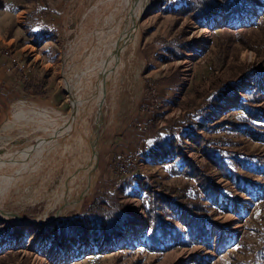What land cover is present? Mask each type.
<instances>
[{
	"label": "rangeland",
	"instance_id": "obj_1",
	"mask_svg": "<svg viewBox=\"0 0 264 264\" xmlns=\"http://www.w3.org/2000/svg\"><path fill=\"white\" fill-rule=\"evenodd\" d=\"M108 1L0 0V121L31 114V104L40 108L26 118L32 126L27 136L7 140L0 131V162L14 167L37 146L44 121L65 123L75 110L81 117L78 126L86 124L100 151L79 196L66 195L59 205L53 204L52 192L67 181L64 167L16 179L11 200L0 202V264H264V200L255 201L261 190L246 186L249 195L236 183L238 176L264 185V130L255 127L264 128V38L258 28L225 30L255 24L264 13V0H242V12L220 10L200 21L172 14L181 0H152L138 23L140 38L131 63L118 69L110 90L97 101L80 93L74 106L78 73L90 61L89 40L111 22L103 18ZM114 1L118 10L122 0ZM243 37L250 41L243 44ZM171 43L176 55L167 52ZM244 108L254 110L259 122ZM231 111L240 130L218 127ZM246 130L260 136L241 133ZM159 137L173 138L172 152L152 161L147 155ZM207 148L213 157L206 155ZM181 158L195 166L193 178L180 174ZM215 165L224 167V174ZM166 187L186 189L184 194L204 209L194 214L183 200L170 196L180 244L156 252L148 241L143 205L145 193L167 196L161 189ZM97 200L108 204L101 210L128 208L130 219L115 237L96 242L90 231L59 247L41 236L46 227L84 214ZM57 212L60 217L47 222ZM191 220L192 232L187 227ZM195 238H210L211 249Z\"/></svg>",
	"mask_w": 264,
	"mask_h": 264
},
{
	"label": "bare ground",
	"instance_id": "obj_2",
	"mask_svg": "<svg viewBox=\"0 0 264 264\" xmlns=\"http://www.w3.org/2000/svg\"><path fill=\"white\" fill-rule=\"evenodd\" d=\"M151 1L152 0H122L118 10L116 9L117 4H115L114 0L108 1V5L103 12V14L107 15V17L103 15V18L111 22L109 23V26L107 25L106 27L105 25L104 29L101 28L97 32L95 35V40H89V42L92 44L91 52L93 54L94 51L96 56H91L90 52L88 54L90 57L89 64H87L86 67L82 66L83 68H81L80 72L78 73V80L80 81H78L79 84L76 83L77 87L74 91L76 93L72 92V105H76L75 102L78 98L77 95L80 93L84 94L82 97L87 94L86 97L90 102L97 101L100 94L107 92L113 84L112 77L118 72V69L127 63H131L130 61H132L131 58L135 52L134 50H137L136 48H138L137 41L140 38H138V23L148 10ZM103 18L100 17V19ZM94 19L96 20L97 16H94ZM127 67H129V65H127ZM129 73H131V71ZM79 97L80 99L82 98L81 96ZM81 105L84 104L81 103ZM35 107L37 106L31 104L28 110H31L32 113L28 114L27 116L25 114L18 120L12 121L11 118H3L0 121V131L4 132L5 136H7V140L22 138L31 133V124L26 125L25 123L28 121V119H26L27 117H35V115L38 114L35 111ZM76 111L77 110H75L74 118H72L73 115H71L69 116L70 118H68L67 121L62 124H60L61 122H59V120L57 121L59 122L58 125H50V123L48 124L49 121L47 123L44 121V125H41L44 126L43 128L45 129L44 135L41 137V139H39L37 146L34 148L32 147L33 149L27 152V154L25 153L24 157H21V159L17 160L16 162L14 161V167L10 166L11 161H9L10 164L4 163V161L0 162L2 163L1 169L3 168V170H5L3 173H1V176L3 177L0 178V194L4 195L2 196L3 198H0V202H6L7 199L11 200V197H9L11 194L10 190L11 186L15 184L16 179H27L38 175L41 172H46L48 169L50 172H54L57 171L58 167L61 166L65 168L62 178L63 180L67 179V181L64 182L60 187H56L58 188L56 192H52L54 193L53 204L55 206L59 205L66 195L72 196L76 194L79 196L81 189L80 187L83 185L85 178L88 177L92 172L95 163L98 162L100 151L98 152L99 147L95 140L90 138L85 122L84 127L82 126V123L78 126V122L81 117L79 115L80 118H78V112ZM46 118L48 119L49 117ZM56 139L59 141L57 142ZM55 146L56 148H53ZM53 156L55 159H58V163L56 160H53L56 161L57 164H54L53 161L51 162ZM50 172L47 175V178H52V176H54L50 175L52 173ZM6 175L8 176L4 177ZM44 192L46 193L47 191L45 190ZM12 200L14 199L12 198ZM0 219H2L1 216Z\"/></svg>",
	"mask_w": 264,
	"mask_h": 264
},
{
	"label": "trees",
	"instance_id": "obj_3",
	"mask_svg": "<svg viewBox=\"0 0 264 264\" xmlns=\"http://www.w3.org/2000/svg\"><path fill=\"white\" fill-rule=\"evenodd\" d=\"M243 1L242 0H181V5L179 8L172 11L173 15L176 16H189L194 21L206 20L216 15L220 10H224L226 13L233 12L234 14H238L243 11ZM260 29L263 38H264V13H262L257 22L248 26L247 28H235L233 30L226 29L232 32H241L243 30L249 29ZM250 41L249 39H245L243 37L242 43L246 44V41ZM45 42L44 40L40 42L42 44ZM171 45H167V52L170 55H176L170 49ZM259 53V50H255ZM179 57V56H177ZM220 57H217V60ZM224 64V60L218 64L220 68ZM247 110V111H246ZM243 112L246 111L252 120L255 122H259L257 118H255L254 110H250L249 108H244ZM231 112L225 114V120L218 127H232L233 129H239L242 125H238L235 123L238 119L231 114ZM224 116V115H223ZM222 116V117H223ZM243 123H246L244 121ZM257 125V124H255ZM257 129H263L261 126H255ZM240 130V129H239ZM241 132V131H240ZM245 135H253L257 137L260 136L257 132H251L250 130L246 132H241ZM173 143V138H164L159 137L155 140V147L151 150L152 154H148L147 156L154 161L156 156L161 155L162 157H166V154H170L171 144ZM206 155H211L213 157V153L207 148ZM207 157V156H206ZM208 158V157H207ZM182 161L181 172L183 176H188V178H193L192 175L194 173L195 166L189 162L185 158L180 159ZM171 163V162H168ZM221 173L224 174V167L215 165ZM200 181L206 183V179L200 178ZM200 183V182H199ZM236 183L239 186L244 188V192L250 195V190L246 188V186H254L257 190H261V192H257L255 197V201L264 200V185L252 184L250 181L240 178L236 176ZM163 191L167 193V196L162 194H154V193H145V203L144 209L145 213L148 217L149 225H150V234L148 236V241L152 243V246L155 247L156 252H163L164 250H169L174 248L180 244V240L175 238V235H178V230L174 228L173 222L175 218L173 216V212L169 207V202L172 201L170 196H174V198L181 199L185 202V204L189 207L190 212L194 214H202L203 206L199 205V203L195 202L197 199L188 198L184 192L186 189H174V188H161ZM195 195V194H194ZM116 203V202H115ZM108 207L106 201L97 200L94 204L90 206V208L82 215H78L73 218H68L62 221H56L54 224L46 227L41 236L47 238L50 242H55L57 246L63 247L66 242H74L77 237H81L87 235L88 232L92 231L95 236V241L99 242L108 241L111 238L118 235L124 226L127 225L129 215L126 214L127 207L123 205H116L120 210H113L110 207L108 210H101L102 207ZM116 207H113L116 209ZM194 223V220H191L187 227H190ZM190 231L192 232V227H190ZM195 243L199 245L205 246L207 249H211V239L210 238H195ZM163 246L164 248H162ZM193 258H189L192 260ZM241 264V263H234Z\"/></svg>",
	"mask_w": 264,
	"mask_h": 264
},
{
	"label": "water",
	"instance_id": "obj_4",
	"mask_svg": "<svg viewBox=\"0 0 264 264\" xmlns=\"http://www.w3.org/2000/svg\"><path fill=\"white\" fill-rule=\"evenodd\" d=\"M58 217H60V214H59V212H57V214L54 216V218H51L49 221H47V222H50V223H53ZM17 219L19 220V221H21V222H24V220L22 219V218H20V217H17ZM25 223V222H24ZM27 224H29V225H33V224H31V223H27Z\"/></svg>",
	"mask_w": 264,
	"mask_h": 264
},
{
	"label": "crops",
	"instance_id": "obj_5",
	"mask_svg": "<svg viewBox=\"0 0 264 264\" xmlns=\"http://www.w3.org/2000/svg\"><path fill=\"white\" fill-rule=\"evenodd\" d=\"M6 87H8V86L6 85ZM2 92H4V93H5V92H6V89H4ZM11 92H12V91H11ZM11 92H10V93H11ZM9 96H10V95H9V94H7V96H6V97H7V98H9Z\"/></svg>",
	"mask_w": 264,
	"mask_h": 264
}]
</instances>
